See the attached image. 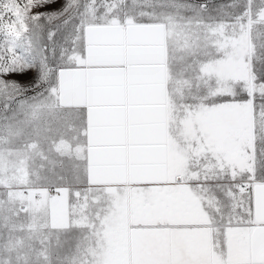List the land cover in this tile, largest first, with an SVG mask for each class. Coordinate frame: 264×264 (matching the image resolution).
<instances>
[{
    "label": "snow or ice",
    "instance_id": "1",
    "mask_svg": "<svg viewBox=\"0 0 264 264\" xmlns=\"http://www.w3.org/2000/svg\"><path fill=\"white\" fill-rule=\"evenodd\" d=\"M0 264H264V0H0Z\"/></svg>",
    "mask_w": 264,
    "mask_h": 264
},
{
    "label": "rangeland",
    "instance_id": "2",
    "mask_svg": "<svg viewBox=\"0 0 264 264\" xmlns=\"http://www.w3.org/2000/svg\"><path fill=\"white\" fill-rule=\"evenodd\" d=\"M52 7H55V5H53Z\"/></svg>",
    "mask_w": 264,
    "mask_h": 264
}]
</instances>
